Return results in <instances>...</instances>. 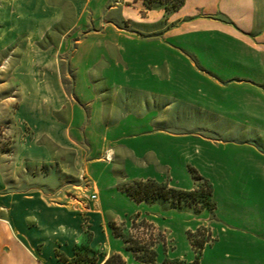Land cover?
Segmentation results:
<instances>
[{"label": "crops", "instance_id": "crops-1", "mask_svg": "<svg viewBox=\"0 0 264 264\" xmlns=\"http://www.w3.org/2000/svg\"><path fill=\"white\" fill-rule=\"evenodd\" d=\"M2 72L18 96L4 129L16 142L0 151V257L69 264L56 252L72 259L84 245L95 251L94 264L112 253L141 264L109 223L141 218L153 205L119 187L151 179L191 191L192 168L210 183L215 208L183 211L193 223L184 230L205 227L212 240L197 263L183 242L167 257L264 264V225L262 236L243 241L251 229L242 234L225 220L263 201L243 187L264 189V147L249 135L264 136V0H185L169 14L134 0H0ZM84 171L99 183L98 204L85 215L89 242L84 215L68 205L85 199L64 193ZM51 178L58 198L30 187Z\"/></svg>", "mask_w": 264, "mask_h": 264}, {"label": "rangeland", "instance_id": "rangeland-1", "mask_svg": "<svg viewBox=\"0 0 264 264\" xmlns=\"http://www.w3.org/2000/svg\"><path fill=\"white\" fill-rule=\"evenodd\" d=\"M5 63V61H4ZM5 65V64H4ZM62 69L64 71L68 70V65L65 61L62 62ZM0 82L3 83V86L0 87V101L8 98V100H4L3 102H0V117L2 123L0 124V151H4V153H8L10 151V148L12 145L16 142V137L15 134H6L4 132V129L7 127H11L13 125V119H12V114L13 110L16 106V101H17V85L11 78V76L6 73L2 72L1 77H0ZM69 82V81H68ZM136 107L138 109V103L136 104ZM136 109V108H135ZM227 126H230L233 130L239 131L242 128L230 123L226 124ZM225 127V126H224ZM13 131V128H11ZM11 131V133H12ZM246 132V131H245ZM245 135L247 133H244ZM242 135V134H241ZM249 135L252 137L253 140L257 142V144L261 147H264V136H260L257 133H249ZM241 136H237L239 138ZM6 153V154H7ZM197 172V171H196ZM198 173V172H197ZM200 175V174H199ZM201 176V175H200ZM202 177V176H201ZM203 180H205L203 178ZM207 181V180H205ZM32 185L30 187H36V188H41L46 192V194L52 195L53 193L58 192L60 189L58 187V183H56V179H50V181L47 180H34L31 182ZM164 183V182H162ZM207 183L210 185V183L207 181ZM164 184H168L167 182ZM201 187V183L199 184ZM211 186V185H210ZM245 189V194L246 195H252V196H258L261 200L260 202L257 203H251L248 205L245 203V206L239 210L235 211L236 217H231L229 214L225 217V220L227 221V224L230 227H236L238 230L242 233L245 234V231H243V227L245 226L246 228L251 229L252 233L246 234L241 236L242 240H246V237H251V236H262V231L260 225H264V189L263 187H259L256 191L250 189V187H243ZM212 189V187H211ZM98 191H99V183L95 179L92 178L91 172L84 171L81 178H77V185H73L70 187H67L66 191L64 192L66 195V199H74L76 195H79V197L84 198L85 204L82 207H79L76 202L71 201V203H68L69 206L77 209V211H80L83 216V230H84V241L89 242L91 238V233L89 230L86 228L88 226V220L89 217L85 216L88 211L95 205L98 204ZM96 193L97 194V199L91 201L89 199L90 194ZM55 198H58L56 196V193L54 194ZM89 199V200H87ZM212 199V197H211ZM214 202V200H212ZM52 204H64V200H58V199H53L51 201ZM153 206H151V209H148V212L146 214H143L140 219H145L147 221V224L150 225V227H146V225L142 224H135L133 227L131 225V220L133 217L129 216L128 218H125L123 223L117 222L118 225L123 228V232L127 235L129 232L131 235H133L136 239L142 240V242L150 243L151 239L156 240L159 242L161 239L166 240V245H167V251L168 250H174L175 248H178V250L181 249V244L180 243H185L186 245L191 244L189 238H188V232H195L197 229L203 228L199 227L195 229L194 231L188 230L185 231L184 228L185 226H191L193 223H191L190 220L186 217L185 214H181L184 212H187L188 210L186 209H175L170 206L169 203L163 202L161 200H155L151 202ZM158 204V206H156ZM215 204V203H214ZM174 209L176 212H174L173 216L167 215L166 211L168 209ZM240 211V215L238 216V213ZM244 211V213L242 212ZM192 213H195V211H192ZM209 213V212H208ZM238 216V217H237ZM107 221L109 222L110 220L107 218ZM261 222V224H260ZM139 223V222H138ZM224 223V222H223ZM166 224H169V226H172L173 228L171 229L166 226ZM253 225H256L253 227ZM205 228V227H204ZM200 231V230H199ZM260 232V233H258ZM211 240V234L207 228L205 230H201L200 232H196L195 237H194V243L197 240ZM84 245L80 247V251L84 253ZM158 248L161 249L159 246ZM194 252L197 250L194 249ZM161 253L158 257V261L161 262L162 259H169L166 255V251L163 249L161 250ZM176 253V252H175ZM174 253V254H175ZM173 254V253H172ZM173 254V255H174ZM17 257V255H16ZM26 256L24 254L18 253V258L19 260L25 258ZM17 259V258H16ZM126 261L127 258L125 257ZM174 261H182V259H174ZM15 260L12 259L11 255H6L5 253L2 254L0 257V264H14ZM135 264V263H134Z\"/></svg>", "mask_w": 264, "mask_h": 264}, {"label": "trees", "instance_id": "trees-1", "mask_svg": "<svg viewBox=\"0 0 264 264\" xmlns=\"http://www.w3.org/2000/svg\"><path fill=\"white\" fill-rule=\"evenodd\" d=\"M141 1L146 10L152 9H162L165 13L169 14L179 10L184 4L185 0H134ZM196 185L191 191H184L176 188L169 187L166 184L157 183L154 180H134L128 183H125L119 187V189L126 193V195L134 200L135 202H153L155 200H161L170 204L172 208L175 209H192L193 211H201L202 209H208L213 211L215 204L211 199L212 189L207 181L192 168L189 169ZM201 183V187L200 184ZM139 222V223H138ZM135 224L146 225L145 219H140L139 215H135L131 220L132 227ZM109 226L112 230V233L115 237L122 239L124 247L127 251H130L133 256L141 264H158L156 262L157 257V248L160 246L161 249L167 251L166 240L161 239L159 242L151 239L150 243L142 242L140 239H136L129 232L127 235L123 232V228L117 225L115 222L111 221ZM205 230V228L197 229L195 232H188V238L191 242V245L197 251L196 261L200 257L202 248L209 240H197L194 243V237L196 232ZM56 256L64 262L69 264H94L96 263V253L95 251L84 247V253L80 251V247L76 250V255L72 259H68L59 252H56ZM103 264H127L123 257L118 253H112L105 260ZM161 264H182L181 261H174L170 259H164Z\"/></svg>", "mask_w": 264, "mask_h": 264}, {"label": "built area", "instance_id": "built-area-1", "mask_svg": "<svg viewBox=\"0 0 264 264\" xmlns=\"http://www.w3.org/2000/svg\"><path fill=\"white\" fill-rule=\"evenodd\" d=\"M105 159H106V160H109V155H108V154H106ZM89 199H90L91 201L96 200V199H97V194H96V193H92V194H90Z\"/></svg>", "mask_w": 264, "mask_h": 264}]
</instances>
